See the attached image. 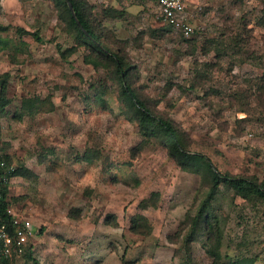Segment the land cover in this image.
<instances>
[{"label": "rangeland", "instance_id": "obj_1", "mask_svg": "<svg viewBox=\"0 0 264 264\" xmlns=\"http://www.w3.org/2000/svg\"><path fill=\"white\" fill-rule=\"evenodd\" d=\"M87 3L185 150L264 181V0H188L191 39L161 21L155 0ZM67 17L55 0H0V154L23 172L9 206L34 225L10 264H264V199L213 189L205 165H182L142 135L115 65L79 46ZM137 215L149 220L142 234Z\"/></svg>", "mask_w": 264, "mask_h": 264}, {"label": "trees", "instance_id": "obj_2", "mask_svg": "<svg viewBox=\"0 0 264 264\" xmlns=\"http://www.w3.org/2000/svg\"><path fill=\"white\" fill-rule=\"evenodd\" d=\"M55 1L57 2V4H61L63 6V9L67 13V18L70 25L78 32V45L86 46L90 48L93 53L101 54L110 58L115 65V71L117 73L118 80L121 82V85L123 87V96L131 105V112L135 114V119L139 124L142 135L148 138L162 139L163 143L168 148L170 155L174 157L178 162L182 163V165H189L193 163H199L200 166L205 165L209 173L212 175L213 189L220 187V185H225L226 187L235 190V193L244 199H264V181L260 182L259 179L254 177H242L219 173L211 160H209L205 155L199 153L192 154L185 150L181 142L177 125L174 122L155 113L152 108L147 106L146 103L139 98L134 88H132V86L130 85L128 78L133 67L129 64L127 57L123 54V50L118 48L116 52L109 48L107 44H105L107 36H105L104 32L101 31L100 27H94L93 21L91 20V15L89 14L87 0ZM67 1H70L72 3L76 17L73 16ZM77 21H79L80 24H78ZM35 38L38 41H41L39 35H35ZM86 61H88L89 64L95 66V64L93 62H90V60ZM0 85L2 91L5 90L6 84L2 83ZM7 104L8 102L3 101V97L0 93V110H3L7 106ZM0 159L10 164L8 156H1L0 154ZM21 172V170L15 168L12 176L23 175V172ZM4 195L5 200L3 202V208L0 211V216L1 218H5L6 221H9V216H4L5 209L10 204L9 200H7V187L4 191ZM142 205H147V201H143ZM206 209L207 205L204 204L200 211L201 215L204 213V211H206ZM144 223L146 225H148L149 223V220L146 217L142 215L135 216L132 219V232L135 234H142L143 232L141 231V228L144 227ZM13 261L14 259L0 257V262L10 264Z\"/></svg>", "mask_w": 264, "mask_h": 264}, {"label": "built area", "instance_id": "obj_3", "mask_svg": "<svg viewBox=\"0 0 264 264\" xmlns=\"http://www.w3.org/2000/svg\"><path fill=\"white\" fill-rule=\"evenodd\" d=\"M158 5L159 18L172 30L181 33L186 38H192L198 31L193 16L189 12L188 0H155ZM257 136L264 143V124L258 130ZM255 137V132L250 133ZM15 167L0 159V211L5 200L4 191L12 180ZM4 216H0V257L19 259L31 248L34 225L27 216L21 217L13 208L8 206Z\"/></svg>", "mask_w": 264, "mask_h": 264}, {"label": "water", "instance_id": "obj_4", "mask_svg": "<svg viewBox=\"0 0 264 264\" xmlns=\"http://www.w3.org/2000/svg\"><path fill=\"white\" fill-rule=\"evenodd\" d=\"M67 2H68V6H69V8H70V10H71V12H72V14H73V16L76 17L75 10H74V7H73L72 3H71L70 1H67ZM77 22H78V24H80L79 21H77ZM85 32H86V31H85ZM86 33H87V32H86Z\"/></svg>", "mask_w": 264, "mask_h": 264}]
</instances>
